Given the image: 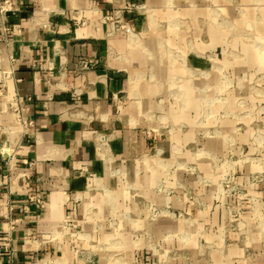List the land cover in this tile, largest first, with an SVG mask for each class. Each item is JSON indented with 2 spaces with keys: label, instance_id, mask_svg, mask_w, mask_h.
Returning a JSON list of instances; mask_svg holds the SVG:
<instances>
[{
  "label": "rangeland",
  "instance_id": "374dc122",
  "mask_svg": "<svg viewBox=\"0 0 264 264\" xmlns=\"http://www.w3.org/2000/svg\"><path fill=\"white\" fill-rule=\"evenodd\" d=\"M122 10L103 20L121 46L108 55L134 79L117 108L140 106L127 125L157 130L159 151L109 161L121 195L105 198L107 214L90 232L71 217L58 235L87 244L72 249L80 264H264V0ZM104 191L117 190L83 201Z\"/></svg>",
  "mask_w": 264,
  "mask_h": 264
},
{
  "label": "crops",
  "instance_id": "0c3cea01",
  "mask_svg": "<svg viewBox=\"0 0 264 264\" xmlns=\"http://www.w3.org/2000/svg\"><path fill=\"white\" fill-rule=\"evenodd\" d=\"M146 1L13 0L5 20L13 62L2 64L8 76L0 74L1 264L41 257L80 264L72 249L87 244L64 243L57 230L71 217L83 232L103 221L105 198L122 193L120 180L106 173L109 161L122 166L133 155L159 151L157 130L127 125L140 106L117 108L122 94L135 93L134 79L125 80L124 65L108 55V45H118V53L121 46L106 38L103 25L115 10ZM121 15L131 25L140 22L130 10ZM81 60L89 63L85 71ZM6 89L24 105V127L7 112ZM102 186L117 191L83 201ZM29 235L36 241L28 243Z\"/></svg>",
  "mask_w": 264,
  "mask_h": 264
},
{
  "label": "built area",
  "instance_id": "2783aa9c",
  "mask_svg": "<svg viewBox=\"0 0 264 264\" xmlns=\"http://www.w3.org/2000/svg\"><path fill=\"white\" fill-rule=\"evenodd\" d=\"M13 0H0V42L3 43V47H0V74L3 76H8L9 71L6 69V67H3L4 62H8L7 64H10L13 62L12 57L10 56V49H11V42L6 38L7 34L10 31V28L5 25V20L8 16V14L13 12ZM105 19H109V17H106ZM104 19V20H105ZM5 54V55H4ZM2 55L6 56L5 60L2 57ZM3 58V59H2ZM3 64V65H2ZM89 68V63L81 60L79 62V70L85 71ZM4 100L7 107V112L13 116L15 122H17L21 127L25 126V108L23 103L19 100V98L12 93H9V91L6 89L4 92ZM97 136V135H96ZM98 139V137H97ZM100 141L102 142V138H100ZM9 231L13 230V226H9ZM7 242L10 241V237H7ZM36 241L35 236L29 235L27 237L28 243H33ZM4 250L6 252H11L12 250L4 247ZM1 254V250H0ZM1 264V262H0ZM29 264H61L60 260L57 259H49V258H37L30 262Z\"/></svg>",
  "mask_w": 264,
  "mask_h": 264
}]
</instances>
